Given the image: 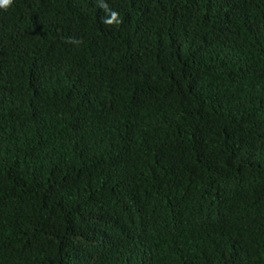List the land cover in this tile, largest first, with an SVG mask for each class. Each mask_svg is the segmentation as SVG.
Segmentation results:
<instances>
[{"label":"trees","instance_id":"trees-1","mask_svg":"<svg viewBox=\"0 0 264 264\" xmlns=\"http://www.w3.org/2000/svg\"><path fill=\"white\" fill-rule=\"evenodd\" d=\"M0 264H264V0L0 7Z\"/></svg>","mask_w":264,"mask_h":264},{"label":"clouds","instance_id":"clouds-1","mask_svg":"<svg viewBox=\"0 0 264 264\" xmlns=\"http://www.w3.org/2000/svg\"><path fill=\"white\" fill-rule=\"evenodd\" d=\"M12 3V0H0V7L7 8ZM117 17V13H112V19L106 21V23H112Z\"/></svg>","mask_w":264,"mask_h":264}]
</instances>
